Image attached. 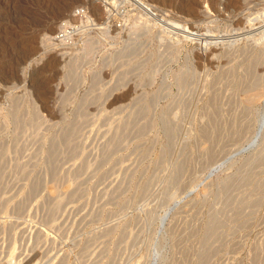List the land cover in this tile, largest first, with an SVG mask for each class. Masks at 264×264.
<instances>
[{
  "label": "rangeland",
  "instance_id": "374dc122",
  "mask_svg": "<svg viewBox=\"0 0 264 264\" xmlns=\"http://www.w3.org/2000/svg\"><path fill=\"white\" fill-rule=\"evenodd\" d=\"M47 1L0 0V264H264V0Z\"/></svg>",
  "mask_w": 264,
  "mask_h": 264
},
{
  "label": "built area",
  "instance_id": "2783aa9c",
  "mask_svg": "<svg viewBox=\"0 0 264 264\" xmlns=\"http://www.w3.org/2000/svg\"><path fill=\"white\" fill-rule=\"evenodd\" d=\"M100 3H104V5H108L110 0H96ZM136 6L141 10L140 6H142V1L141 0H135ZM108 7V6H107ZM73 16L77 17L80 22L85 21V22H90V19L92 18L90 11L86 7H78L75 9ZM157 16V14L155 15ZM69 22V23H68ZM69 20H66L62 22L59 31L52 35V41L55 44H63L64 42L71 40L73 34L78 31L79 27H74L72 23ZM68 33H71L72 36L71 38H67Z\"/></svg>",
  "mask_w": 264,
  "mask_h": 264
},
{
  "label": "bare ground",
  "instance_id": "6f19581e",
  "mask_svg": "<svg viewBox=\"0 0 264 264\" xmlns=\"http://www.w3.org/2000/svg\"><path fill=\"white\" fill-rule=\"evenodd\" d=\"M46 1H47V0H46ZM47 2H48V1H47ZM61 2H62V1H61ZM51 3H52V2H51ZM62 3H63V2H62ZM64 3H65V2H64ZM49 4H50V3H49ZM44 6H45V5H44ZM51 6H52V4H51ZM54 6H55V7H54L53 9L50 10L51 13H50V12H48V13H49V14H54V12H55V13H56V14H54L55 18H56V19H57V18H61V15H62V12H61V11H62V8L65 7V6L67 7V4H61V3H57V2H56ZM68 6H69V5H68ZM52 7H53V6H52ZM49 8H50V7H49ZM97 8H99V7H96V9H97ZM46 9H47V8H46ZM63 9H64V8H63ZM67 10H68V9H67ZM97 10H98V9H97ZM38 11H39V10H38ZM42 11H43V10H42ZM65 11H66V10H65ZM40 12H41V10H40ZM34 13H35V12H34ZM63 13H64V12H63ZM46 14H47V13H46ZM43 16H46V15L43 14ZM47 16H48V15H47ZM54 16H53V17H54ZM63 16H64V15H63ZM66 16H67V14H66ZM70 16H71V15H70ZM37 17H38V15H37ZM53 17H52V18H53ZM48 18H49V16H48ZM41 20H42V19H41ZM93 20H94V19H90V22L93 21ZM46 21H48V20H46ZM49 21H50V20H49ZM57 21H58V20H57ZM57 21H56V22H57ZM90 22H89V23H90ZM93 22H94V21H93ZM68 23H69V22H68ZM70 24H71V23H70ZM243 35H244V34H243ZM71 36H72V34H71V33H68L67 38H71ZM260 39H261V38H260ZM44 40H45L46 42H48V43H51V44L53 43V41H52V36H50V35H46ZM48 43H47V44H48ZM252 98H253V97H252ZM251 100H252V99H251ZM251 100H250V101H251ZM263 122H264V121H263Z\"/></svg>",
  "mask_w": 264,
  "mask_h": 264
},
{
  "label": "water",
  "instance_id": "95a60500",
  "mask_svg": "<svg viewBox=\"0 0 264 264\" xmlns=\"http://www.w3.org/2000/svg\"><path fill=\"white\" fill-rule=\"evenodd\" d=\"M246 149V148H245ZM244 150V149H243Z\"/></svg>",
  "mask_w": 264,
  "mask_h": 264
}]
</instances>
